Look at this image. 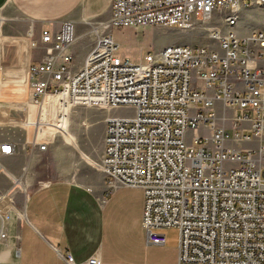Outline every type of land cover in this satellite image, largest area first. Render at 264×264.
<instances>
[{
  "label": "built area",
  "instance_id": "obj_1",
  "mask_svg": "<svg viewBox=\"0 0 264 264\" xmlns=\"http://www.w3.org/2000/svg\"><path fill=\"white\" fill-rule=\"evenodd\" d=\"M252 1L264 4V0H110L108 18L94 30L90 50L76 69L69 49L76 38L74 22L65 19L56 29L42 28L44 56L29 65L28 98L16 104L23 117L32 116L33 136L20 149L46 150L48 131H66L73 106L130 107L132 115L104 117L98 166L110 186L143 191L141 225L147 245L163 246L161 229L174 226L179 231L176 264H264L262 163L254 161L250 148L225 145L227 139L249 142L256 136L259 160L264 155V29L243 37L233 30L239 7ZM214 13L222 14L225 30L209 23L205 29L219 49L166 44L133 61L116 54L118 44L109 31L185 29L192 26L194 16L209 21ZM27 34H33L31 28ZM30 45L36 47L37 41ZM217 100L234 110L229 116L231 130L216 122ZM200 125L209 133L197 132ZM187 129L194 131L190 143L185 140ZM17 149L12 140L0 138V242L7 237L8 213L13 210L19 219L24 217L14 193L23 187L28 163L19 172L5 164ZM64 260L100 264L96 254L77 262L67 252Z\"/></svg>",
  "mask_w": 264,
  "mask_h": 264
},
{
  "label": "crops",
  "instance_id": "obj_2",
  "mask_svg": "<svg viewBox=\"0 0 264 264\" xmlns=\"http://www.w3.org/2000/svg\"><path fill=\"white\" fill-rule=\"evenodd\" d=\"M109 5L110 0H0V106L16 110L19 109L16 104L26 102L28 67L44 56V44L40 42L42 28L53 25L56 29L60 22L69 19L74 22L75 32L76 28L80 32L82 23L92 25V19L98 15L103 18L109 15ZM29 28L33 31L31 36L27 34ZM31 40L37 41L36 47L30 45ZM217 102L222 111L232 108ZM77 106L70 109L69 117ZM9 110L0 111V124L21 123L10 116ZM221 115L217 113L219 118ZM27 127L22 136L0 135L18 146L17 153L7 159L23 158L28 169L34 159L30 172L27 169L23 176V187L14 193L15 205L24 217L19 219L13 210L8 213L7 237L0 242V264H66L67 252L77 262L96 254L100 264H136L138 252L147 244L141 225L142 193L140 189L119 188L120 185L113 186L117 189L111 191L102 175L98 164L103 151L104 118L103 128L97 134L100 149L96 156L81 147V139L68 127L61 133L62 138L56 132L49 134V144L57 153V169L48 158L42 162L41 152L20 149L33 136V133L29 136L31 129ZM66 142L75 151L66 156L58 154ZM45 163L51 166V173L58 170L59 177L37 182V168H43ZM75 164L80 168L76 173ZM163 248L164 245L159 247L160 251ZM175 253L168 255L171 264L177 262V249Z\"/></svg>",
  "mask_w": 264,
  "mask_h": 264
},
{
  "label": "rangeland",
  "instance_id": "obj_3",
  "mask_svg": "<svg viewBox=\"0 0 264 264\" xmlns=\"http://www.w3.org/2000/svg\"><path fill=\"white\" fill-rule=\"evenodd\" d=\"M238 21L233 26V30L239 37H243L250 33L255 29H264V4H260L256 1H252L246 5H242L239 7L237 11ZM108 15L102 17V15H98L92 19V26L82 23L81 31L78 32L76 28L77 37L70 44L69 49L73 53L72 66L76 64L77 60L83 56L84 52L88 47H90L93 43V32L95 29L100 28L99 22L105 20ZM102 17V18H101ZM214 24L220 31H224L226 26L224 25V21L222 19V14L214 13L212 18L209 21L202 20L200 16H194L192 18V26L190 28L181 29L176 26H151V27H112L109 29L112 34L115 42L118 44V50L116 54L125 56L133 61L142 60L144 55L149 51H156L160 47L166 44H181V43H189V44H199V45H207L213 47L215 49H219L218 42L216 40H212L207 36V32L205 26L207 24ZM53 25L49 26V29H53ZM107 30V29H104ZM3 103V102H1ZM214 103V102H213ZM2 106V107H1ZM0 111L6 110L8 108L6 105L1 104ZM214 110L216 113V122L224 125L228 130H231V121L229 116L234 113L232 108H225L223 111L219 102L215 101ZM193 108L190 106L189 111H192ZM11 117H16L19 121L22 119V111L19 109H11L9 110ZM217 113H221L222 115H227L228 118L226 120H222L217 116ZM132 115L133 109L130 107L117 106L110 107L107 110L96 106V105H78L75 110L70 114L68 119V129L71 132H75L79 138L81 139V147L91 152L92 155H97V152L100 149V141L98 138V133L103 128V118L107 115ZM219 115V114H218ZM221 115V116H222ZM27 126H23L22 124H2L0 125V135L6 137H14L18 135L25 134V129ZM31 129L29 132V136L33 133L32 126L27 127ZM50 133V131H48ZM202 135H206L209 133V129L203 125H200L198 131ZM63 133V132H62ZM194 131L192 129H187L185 134V140L187 143H190L191 136ZM58 134V137L62 138L61 133ZM52 136V135H51ZM24 138V137H22ZM264 139V135H263ZM259 139L256 136H252L249 142L246 141H234L233 139H227L225 141V145L229 147H236L238 149H247L250 148L253 153V159L257 164L262 163V171L264 174V155L259 160V156L256 152V147L258 145ZM52 145V144H51ZM49 144L48 149L44 151H40L39 155L43 156L42 162H47L48 159L51 161V165L54 169H57V153L53 146ZM197 146V144H195ZM58 154L61 155H70L75 148L71 143H67L64 147L61 148ZM38 153V152H37ZM84 156V155H83ZM48 158V159H47ZM91 159V158H90ZM92 160V159H91ZM24 159L20 157H13L5 160V164L7 167L12 170L18 172L20 170L21 164H23ZM34 159L31 160L29 169L27 171L30 172L31 167L33 166ZM228 164V163H224ZM46 166L43 168H37L39 172V176L37 182L42 180H46L49 178H57L59 177L58 170H54V173H51V166ZM79 166L75 164V173ZM72 172V171H71ZM74 175V172H72ZM103 173V172H102ZM106 179V176L102 174ZM107 180V179H106ZM111 191L117 189V187L110 186ZM119 188H133L120 185ZM109 189V190H110ZM140 189V188H135ZM141 190V189H140ZM142 198L143 191L141 190ZM161 231L165 234V244L164 248L159 249L162 246L155 245H147L138 252V258L136 264H171L169 254L176 255V246L178 243V228L171 226L167 228H162ZM176 260V258H175ZM176 264V263H174Z\"/></svg>",
  "mask_w": 264,
  "mask_h": 264
},
{
  "label": "bare ground",
  "instance_id": "obj_4",
  "mask_svg": "<svg viewBox=\"0 0 264 264\" xmlns=\"http://www.w3.org/2000/svg\"><path fill=\"white\" fill-rule=\"evenodd\" d=\"M32 120V116L31 115H26L25 117H22L21 119V123L22 124H26L28 127L31 125L30 121ZM50 135H52V133H49ZM95 164V162H93Z\"/></svg>",
  "mask_w": 264,
  "mask_h": 264
}]
</instances>
